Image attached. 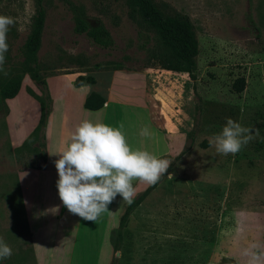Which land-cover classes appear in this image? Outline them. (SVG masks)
I'll return each instance as SVG.
<instances>
[{"label":"rangeland","instance_id":"374dc122","mask_svg":"<svg viewBox=\"0 0 264 264\" xmlns=\"http://www.w3.org/2000/svg\"><path fill=\"white\" fill-rule=\"evenodd\" d=\"M153 1L191 18L197 37L194 78L156 64L159 38L130 0H44L40 73L43 78L81 73L103 87L114 71L135 75L161 130L175 140L160 157L171 162L166 174L130 214L120 237L113 232L116 250L108 264H246L245 248L252 243L264 248V0ZM75 7L90 24L108 29L112 48L74 32ZM35 10V0H0V15L15 20L7 33L0 88L15 76L31 93L43 86L28 73L23 53ZM241 77L245 87L236 92L233 83ZM42 96L47 101L45 87ZM227 118L253 129L254 138L235 155L219 154L209 144ZM5 126L0 119V132ZM35 141L15 153L19 166L40 165L43 148L34 151ZM1 162L0 238L12 255L0 264H32L24 251L28 246L20 243L28 236L27 221L17 211L12 223L7 217L9 199L17 203L8 195L14 180ZM55 255L47 264L74 262Z\"/></svg>","mask_w":264,"mask_h":264},{"label":"crops","instance_id":"0c3cea01","mask_svg":"<svg viewBox=\"0 0 264 264\" xmlns=\"http://www.w3.org/2000/svg\"><path fill=\"white\" fill-rule=\"evenodd\" d=\"M121 74L114 71L107 86L103 87L96 78L93 83L84 80L76 85V77L84 74L64 72L48 75L44 78L45 85L31 88L33 93L42 95L45 87L49 95V114L43 129L46 160H41L36 167L19 166L15 149L38 124L40 102L24 82L14 97L3 99L0 95V119L6 124L0 132V158L7 163L6 174L14 180L8 195L12 192L17 203L15 206L9 199L6 213L10 223L14 211L22 213L27 221L28 236L20 243L28 246L24 251L30 255L32 264H47L53 253L63 259L67 255L74 260L73 264H108L112 260V235L128 203L117 195L108 206V212L95 222L86 221L64 207L56 188L58 175L54 161L58 156L52 154L63 149L82 120L114 127L123 125L129 145L147 150L158 158L175 145L172 136L162 131L157 123L152 102L143 94V86L136 82V76ZM92 92L99 93L105 100L97 110L84 106L86 97ZM144 127L150 132L147 137L140 135ZM133 183L136 195L148 186L139 181Z\"/></svg>","mask_w":264,"mask_h":264},{"label":"clouds","instance_id":"9594fccd","mask_svg":"<svg viewBox=\"0 0 264 264\" xmlns=\"http://www.w3.org/2000/svg\"><path fill=\"white\" fill-rule=\"evenodd\" d=\"M15 20L0 15V72L4 71L8 51L7 33ZM7 73L5 72V75ZM102 122L82 120L72 131L68 141L56 154L54 161L58 179V196L66 209L86 221L95 222L108 212V206L122 197L131 204L136 195L134 181L154 185L164 176L171 162L141 148H133L122 131ZM141 136H149L147 127ZM254 138L253 129L243 127L231 118L209 144L219 154L235 155ZM171 176V175H169ZM12 248L0 238V259L11 257ZM242 255L246 264H264V248L252 243Z\"/></svg>","mask_w":264,"mask_h":264},{"label":"trees","instance_id":"16d2710c","mask_svg":"<svg viewBox=\"0 0 264 264\" xmlns=\"http://www.w3.org/2000/svg\"><path fill=\"white\" fill-rule=\"evenodd\" d=\"M133 8L142 17L144 23L152 28L160 41V50L157 54L156 64L165 70L175 72H186L191 78H194L196 70V54H197V37L196 31L191 18L175 8L170 7L166 2L162 7H158L153 0H130ZM35 14L31 28L25 38L23 45V53L27 65V71L30 76L43 85H45V77L40 73L38 51L41 46L42 32L44 29L46 9L44 7V0H35ZM73 30L76 34H84L93 44L102 48H112L114 41L108 29L102 24H90L83 11L79 8L73 9ZM147 36V35H146ZM142 38V37H141ZM142 44L145 45L146 40L142 38ZM153 67V66H150ZM93 83L94 77L88 75H78L75 79V84L80 85L83 81ZM21 85V76L11 78L6 84L0 88V94L3 99L14 97ZM245 87V79L243 77L235 79L233 89L236 92H241ZM40 102L41 114L36 127L29 134L23 144L15 149L18 154L20 150L28 148L31 141L38 142L37 147L33 150L37 151L38 147L43 148L42 161L46 160L45 153V135L43 129L49 114V95L47 94V101L42 95L33 93ZM105 100L99 93H90L85 101L84 106L91 110L101 108ZM41 134V136H40ZM206 144V143H205ZM30 166H40L36 164H27ZM160 181V180H159ZM158 184L147 186L140 192L131 204H128L119 219V225L116 228L118 236L122 233V229L126 227L130 214L143 201L149 192ZM115 229V230H116ZM116 246L113 245V251Z\"/></svg>","mask_w":264,"mask_h":264}]
</instances>
